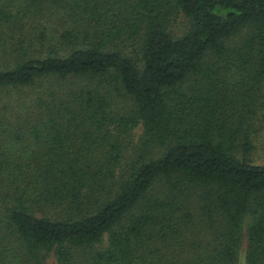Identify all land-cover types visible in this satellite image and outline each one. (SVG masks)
<instances>
[{"label":"trees","instance_id":"16d2710c","mask_svg":"<svg viewBox=\"0 0 264 264\" xmlns=\"http://www.w3.org/2000/svg\"><path fill=\"white\" fill-rule=\"evenodd\" d=\"M0 88V264H264V0H0Z\"/></svg>","mask_w":264,"mask_h":264},{"label":"rangeland","instance_id":"374dc122","mask_svg":"<svg viewBox=\"0 0 264 264\" xmlns=\"http://www.w3.org/2000/svg\"><path fill=\"white\" fill-rule=\"evenodd\" d=\"M29 89H21V90H5L4 88H0V105L2 104L4 98L5 99H14L15 97L18 98L19 100H23L25 97H28L27 94L29 93ZM19 92L23 94V92H28L24 93L21 95ZM3 96V97H1ZM140 133V127H136L133 131V136L134 139L135 137ZM257 149L254 151V154L252 155V158L255 162L258 163H264V130L260 131L259 136L257 137ZM243 251H244V242L242 243L241 249L239 251V264H242V256H243ZM48 264H52V257L48 258Z\"/></svg>","mask_w":264,"mask_h":264}]
</instances>
